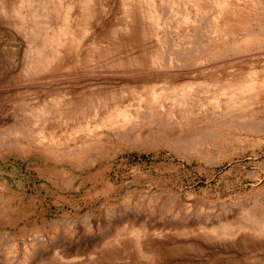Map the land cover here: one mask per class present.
<instances>
[{"label":"rangeland","instance_id":"rangeland-1","mask_svg":"<svg viewBox=\"0 0 264 264\" xmlns=\"http://www.w3.org/2000/svg\"><path fill=\"white\" fill-rule=\"evenodd\" d=\"M0 264H264V0H0Z\"/></svg>","mask_w":264,"mask_h":264}]
</instances>
